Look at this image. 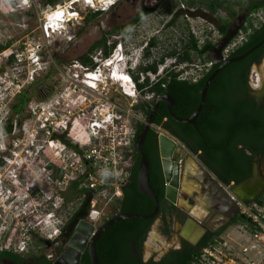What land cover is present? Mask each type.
Segmentation results:
<instances>
[{
	"label": "flooded vegetation",
	"instance_id": "obj_1",
	"mask_svg": "<svg viewBox=\"0 0 264 264\" xmlns=\"http://www.w3.org/2000/svg\"><path fill=\"white\" fill-rule=\"evenodd\" d=\"M43 5H47L46 0H30V3L29 5L27 4V9L25 11L26 17H29L31 12H35L36 14L40 13L42 11ZM5 14L12 15L9 11L5 12ZM94 14L96 15L92 19H95L97 18V16L103 14L105 15L106 21L102 23L100 29L99 27L97 28L100 38L94 44L89 45L88 50H86L84 53H80V56H82V54L84 56L81 63V70L77 69L78 67L76 68V65H70L69 68V71H71L72 73H81V76H79L78 74L75 77L77 78V80L81 81V83L83 81L82 79L85 72L84 66H88L90 69H95L96 67L94 66L99 65L93 63L92 61L93 55L95 53L99 55V59L102 60L103 63L105 62L104 60L106 58H109L111 56V61H118V59L120 58L118 57L120 54V50L115 51L117 45L114 47L113 52L109 55H106V49L104 46H99L103 47V50L101 49L100 52L97 51L94 54H91L94 52V50L99 48L95 46L106 39L107 42H110V45H107L108 47H112L113 45H115L116 40H118L119 43L122 44L121 54L126 57L127 60V62L123 65L124 72L129 75V77L132 78L131 80L137 85L135 77H138V75L132 76L133 71L131 70L138 66H135V62L131 61L133 59V55L130 45L131 41L138 39L139 37H147L146 35V37L144 36V34H146L144 32L147 31L145 30L144 25L149 21L151 17L154 21H157V23L160 24V27L150 38V41L147 43V46L145 47L146 50L142 54V57H144V59L155 57L151 50L158 46L159 38H161L159 37L160 35H165L169 41H181V48L176 49L171 46V48L167 50L166 53H164L161 57L152 59L153 61H151L152 63L150 64L154 65L157 63L159 65V63L164 62L165 58H173L174 65L170 66V68L165 71L164 75L178 73L179 79H185L193 82L202 78V76L209 72L215 64H221L220 62L213 61L211 59L212 56L216 59H219L220 57H224L225 59L231 58L232 54L235 53L239 48L244 46L246 42L258 40V42L260 43L264 39V0H117L116 3L112 7L107 8L105 12L92 13L91 15ZM0 16L2 15L0 14ZM84 21L85 23H89L91 20ZM9 25H11L9 21H5L0 18L1 67L4 65L3 59L1 58L4 51H9L14 46L13 36L11 37V35H9ZM25 26L27 27L28 25L24 23L23 27ZM237 40L239 42L234 43L233 47L231 49H228V52L225 54L226 49L224 48V46L227 47L232 42H235ZM88 43L89 41L87 42V44ZM193 44H195V48H189ZM256 50L257 52L247 60V63L249 65L247 70V78L243 83V94L247 99V107H249L251 111L253 110L254 112L258 113L257 116L259 119H257V121H260L259 126L261 130L256 134L249 133L248 136L243 134L242 139L245 142H249L253 146L251 174L253 170H255L256 173L252 178L251 175L246 178L251 180L247 185L249 187V184L253 180H259L261 182V188L258 192L255 193L264 195V42ZM187 52L191 54V57L192 54H196L198 57L203 59V61L209 59L208 61L210 62L209 67H207L205 72H203L202 75L198 76L196 80H190L185 77H180L179 71L174 70L175 68L180 67L183 64H194L193 61L179 62L180 58L187 55ZM87 59L88 62L86 63L85 60ZM111 61L108 62V64H112ZM9 63H11V61H9ZM150 64L146 65L149 66ZM115 65L116 64H113L109 67H104L102 69L103 74L105 76H107L106 74L109 73L112 74V71H115L116 69ZM141 67L142 66H140V69ZM56 70L50 73H55ZM61 70L62 69H60V72ZM57 71H59V69ZM140 71L141 73L145 74L142 69ZM48 74V72L45 73L42 81L39 84V88L44 93L43 97L41 98L42 102H44L42 107V114H47L44 117L46 122H43V129L41 130L42 132H40V136L37 139V142H39L38 152H40V155L34 159L31 153H33V151L35 152V148L28 146V148H26V155L23 161V166L21 168L18 167V169L17 167L13 168L15 169V171L18 170L17 174H13L12 171L9 170L10 175H7L8 172L6 173V175L9 177L3 179L5 180L4 182L1 181L0 178V186L3 188L7 184L9 185L6 186L4 190L14 193L12 194V196L14 197L12 201L23 200L22 203H28L31 207L32 201H35L33 208L29 209V214H31L30 216L34 217V219H38V221L37 223H35L36 225H33V230H28L30 231L31 237L37 238V235H35V226H38V229L44 228L41 225L46 220L45 217H43V215H45L44 213L46 212V205H53V209L50 210H60L59 208L62 207L63 200L67 201L68 199L77 198L80 199V203L77 206V209L71 214V216L65 221V223L60 220L59 214L55 212L54 222L56 225L54 226V228H52L53 232L50 233L46 238L38 237L43 247H45V249H48L49 251L45 252L44 250L39 253H34L30 251L29 243L27 242V249L22 252L16 251L14 248L0 250V264H42V260H40V258L42 257H46L53 264H56L57 261L63 256V254L71 248L69 243L73 241V239L78 237L81 238V241L84 240L86 236L84 235L85 232L83 231H89V226H92L94 227V230L86 238L87 243L86 248L82 253V259L84 254L86 253L90 257L88 247L92 241L93 236L97 234V232L110 219L120 214H126L125 212H123L120 203L122 201H125L127 195L132 191L133 188V181L130 179V177L131 170L135 165L134 161L130 165L125 180L119 185H116L117 189L114 192V194L117 196L114 206L116 211L115 214L108 217L103 222H101L100 220L96 221L97 213L94 209V199L97 188L91 180L94 173L93 141L98 140L99 138H93L89 136L90 134L87 131V128L84 127V124L80 123V126H76V124L79 123V120L85 121V119H89V117L92 115L91 106H93V101L87 97L91 94L87 89H85L84 86L82 87L81 84H78L75 81L68 87L76 97V100L72 101V107L69 106L68 102H65L66 99H64V97H62V100H59L57 103H55L56 105H53L52 102H49L51 100L48 99V97L51 95L53 88H57V86L53 84L51 86V76ZM147 77L149 76L146 75L141 82H145ZM158 78L155 79V81H158ZM164 94L167 93H163L158 96L152 94L154 98L151 101V103H153V107L158 97ZM28 99V94H26L24 97V106L20 110V112L17 113L16 117L14 107L13 105H11L9 109V117L7 118V123L5 126L6 129H4L5 131L3 137H1L0 140L3 141L5 137L7 139L15 137L17 135V129L19 130L22 128L21 124L23 123V121L20 120V118L21 116L24 117V114L22 115L23 111H28ZM103 101H106V104L109 103L108 100L103 99ZM78 103L81 104V107H77ZM161 104L166 107L171 118L176 120L170 114L167 104L163 101L159 103V106ZM103 105L105 106L104 102ZM174 105L175 104L172 105V108ZM68 107L70 109H68ZM102 110L108 111L109 109L102 108ZM85 111L87 114H85ZM161 112H163V109L161 110ZM78 113L81 114L79 118L75 115ZM158 113L159 112L157 109L154 119L158 116ZM220 118L223 119L222 116H220ZM163 121L169 122V119L164 116ZM54 126H61V129L54 128ZM75 127H77L78 129H75ZM152 127L157 128L155 125H153ZM74 129L76 130V132L74 131ZM73 131L76 133L74 137L72 135ZM77 132L87 135L89 141H82L80 138H78L79 135L77 134L79 133ZM55 141L64 143V149L61 146L56 145ZM98 143H101L100 139L98 140ZM11 145H13L12 142ZM11 145L9 144L7 146L6 144V146H4L3 148H1L0 146V164L3 165L6 171L10 168L8 166H5L8 164L5 159L9 158L8 156H12ZM243 146V142L237 145L239 149ZM47 151H49L51 155L55 154V156L58 157H54V155L52 158L49 157L46 154ZM72 153L79 157L78 162H81V165L79 167H83V169L81 170L77 166L72 167V165H70L71 168L79 172H77L76 176H72L74 174L73 171L71 172V175H68V171H71V169H68L67 171L68 165L64 164L66 157H68L70 161L73 160L74 156ZM199 153L202 152L199 151ZM246 153L248 155H251V152L249 150H246ZM196 156L198 155L196 154ZM36 159H39V164H37L38 162L35 161ZM14 162L19 163L16 160ZM72 163L75 164L74 161ZM207 169L214 176H216V178H218L217 175L214 174L209 168ZM199 175L200 176L198 177L199 179L197 181L200 182L201 192L207 193L208 195L213 194L216 197H220L221 192L219 191V189H217V187H215L212 180L207 176H201L200 172ZM16 177H18V180L16 179ZM19 177L22 181L25 180L24 184L27 188V192H25L24 195H20L18 191L19 186L17 185V183L19 181ZM159 181L160 180L157 178L154 181V185L158 187L159 192H162L164 197L162 205L159 203V212L156 216L150 218L153 220L143 238L141 236L139 238H132L130 240V250L134 254L135 259L134 264H189V262L192 260L195 254L200 251L204 244L208 243V245H210L217 241L221 242L223 240V232L235 222V220L239 216V213L230 197V200L227 203L225 202L226 210L224 216L213 217L212 220L205 218V222L210 221L211 223L208 222L209 225L206 226V232L204 233V235L198 238L200 227H202L200 225L202 223L199 224L197 222V224L194 225V223L190 222V218L191 209H193L192 206H194V204L196 203L195 196L200 192L198 190H194L191 194L189 192H191L192 190L187 192V190L185 191V189L183 190L181 188L180 197L184 196L185 200L180 202L179 197L177 199V204L174 205L165 197L166 182L164 179V174L162 188L163 190L160 187ZM28 182L30 183V185ZM3 184H5V186ZM231 184L236 183L230 182L228 185ZM63 185L65 186V188L63 187ZM225 189L227 190L228 194L229 192H231L228 188ZM38 200L39 202H37ZM185 201L187 202V204L185 203ZM39 211L42 214L38 215L35 213ZM51 215H53V213ZM157 219H159L158 233L152 235L151 229ZM6 222V220H0V227H2ZM26 222H32L31 224H34V220L29 221L27 217ZM187 226L191 228L189 234H187L186 232V230L188 229L186 228ZM78 228H82L83 231L80 232ZM107 229H109V227ZM107 229L103 231L96 239L95 250L96 244L101 240L103 236H106L105 233ZM7 233L8 232L4 229L2 235ZM0 241L4 242V240H1V237ZM15 243H19V241L16 240ZM82 259L80 264H82ZM90 261L92 264L91 257ZM63 264H68V261L64 260Z\"/></svg>",
	"mask_w": 264,
	"mask_h": 264
},
{
	"label": "rangeland",
	"instance_id": "obj_2",
	"mask_svg": "<svg viewBox=\"0 0 264 264\" xmlns=\"http://www.w3.org/2000/svg\"><path fill=\"white\" fill-rule=\"evenodd\" d=\"M95 2V8H91L88 4L85 3V1L81 0L73 5V9L79 12V18L77 21L73 20V24L70 23L66 27V31L63 34H54L52 35L51 38H47L43 36L42 28L41 27L44 23V13L48 12L50 10V4H47L46 6H42V11L40 13H35L31 12L29 17H26L25 11L27 9V4L29 5L30 0H28L26 3L24 0H0V16L1 19L5 21H9L11 25H9V35L11 37L13 36L14 39V46L13 48L10 49V51H13L14 53H18V51H21L24 47H28L29 45H40L42 50V57L41 61L43 62L42 69L37 70L36 72L31 71L32 74H29V70L33 68V66H27V62L23 61L22 63H19L17 60L10 63L9 66L7 64H4L2 67L0 65V94H2V98H5L4 103L6 107L3 104V109L0 107V117L3 118V121L0 122V128L1 130L6 129V123H7V118L9 117V109L11 105H13L15 102L18 101L19 96L23 91H25L26 94H28V111H23L22 115L24 114V117L21 116L20 120L23 121L22 128L17 129V135L15 137H11L10 139H7L6 137L4 140H0V144H3L4 146H7L11 142L13 145L11 154L12 156H8L9 158H6L5 161L8 163L5 166L10 167L7 171L3 167V165L0 164V178L1 181H5L6 177L8 178L10 175L9 170L12 171L13 174H17L18 170L15 171L13 169L14 167L21 168L23 166V161L26 155V148L28 146L34 147L35 152L31 153V155L34 157H38L40 155L39 151V142H37L38 137L40 136V132L43 129L42 124L43 122L45 123L46 120L44 117L47 115L43 113V104L42 102V97H43V92L39 88V84L43 79V76L45 73H49L48 75L51 76L50 79V84L52 86L56 85L57 88H53V91L51 95L48 97L54 105L57 103L59 100H62V97L66 99V103L68 102L69 106L72 107L73 103L72 101L76 100L75 95L72 93V91L68 88L71 83L77 82L78 84H81L82 87L84 86L85 89L89 91L91 94L90 96H87L89 99L93 101L91 106V112L93 113L98 109L101 112L102 108L109 109L110 113H113L114 110H119L121 111L123 118L121 122H118V126H126V131L131 134L136 130L137 124L140 122H145V114L136 109V105L146 101L151 103V101L154 99L152 94H144L136 91L135 94L133 92H129L131 95H125L122 91V86L119 83H116L112 81L111 79H106L105 82H99L98 84V89L92 90L85 86V84L79 80H77L76 75L79 74L81 76L80 72H74L72 73L69 71L70 65H76L77 69L82 68L81 63L83 61V54L80 56V53H84L86 50H88L89 45L94 44L99 38V31L98 27L102 26V23L105 22V15H100L97 16L95 19H91L89 23H85L84 20H86L92 13H97V12H105L101 10V6H103L102 3H99V0H94ZM99 1V2H98ZM117 1V0H116ZM69 0H62L60 3L62 5L69 4ZM111 3V2H110ZM109 4V2H107ZM53 6V5H51ZM70 5H67L66 8H68ZM9 11L12 15L5 14V12ZM28 25L27 27H23V24ZM63 23V22H62ZM61 23V24H62ZM8 26V25H7ZM160 24L157 23V21H154L153 18L151 17L149 21L144 25L145 31L144 37H139L138 39H135L131 41L130 47L132 48V55L133 59L131 60L132 62H137L139 63L141 59V55L144 53L146 50L145 47L147 46V43L150 41V38L153 36L155 31L159 29ZM6 33V32H4ZM1 34V33H0ZM77 34V35H76ZM75 35L72 41H69L67 39V36ZM159 37V44L156 48H153L151 51L155 57L150 58V59H142L144 61L142 63V66H145L146 64L152 63V59H156L161 57L164 53H166L167 50H169L172 47L174 48H181L182 47V42L174 40V41H169L168 38L165 35H160ZM112 39V38H110ZM89 43L87 44V42ZM78 42V43H77ZM239 41L232 42L229 46H224L226 49L225 54L228 52V49H231L234 45V43H238ZM119 43L118 40H116L115 46ZM107 45H110V42H107ZM103 50V47H99L96 50H94L93 53L95 52H100V50ZM114 48L112 49L111 53L113 52ZM9 51V52H10ZM20 53V52H19ZM12 54V57L14 55ZM80 56V57H79ZM119 57V56H118ZM3 60L5 59L4 56L1 57ZM192 61L194 62L193 65H182L180 67L175 68L174 70L179 71L180 77H185L187 79H194L198 78V76L202 75L203 72H205L206 68L209 67L210 62L208 60L203 61L200 57H198L196 54H192ZM1 59V61H2ZM118 59V58H117ZM107 58L104 60L106 61ZM93 63L94 59H92ZM112 65L117 63V60L111 61ZM174 59L173 58H165L164 62L159 63L158 65V70L156 73H148V74H143L141 73L140 65L138 67H135L133 70V75L132 76H137L139 77V81L141 82L142 79L147 75L149 76V79L151 81H155L159 76H163L165 74V71L170 68V66L174 65ZM141 64V61H140ZM120 66L119 68L122 70L121 72H124L123 66L120 64H116V66ZM95 65L94 67H96ZM137 66V64H136ZM59 69V71L57 70ZM60 69L61 72H60ZM115 69V70H116ZM55 73H50L55 71ZM79 70V71H80ZM19 71H21L19 73ZM108 72V71H106ZM139 72V73H138ZM20 75V77H19ZM29 75V81H26L28 79ZM108 76V74H106ZM19 77L20 83H21V89L20 92L17 93L18 88H14L12 85V82L15 78ZM33 79H32V78ZM105 80V79H103ZM16 83V81H15ZM9 86H11L9 88ZM17 93L14 97L10 95V93ZM87 98V99H88ZM47 99V100H48ZM83 99V98H82ZM103 99L108 100L109 103L106 104V101H103ZM89 102V101H87ZM103 102L105 103V106L103 105ZM56 105V104H55ZM104 106V107H103ZM26 107V105H25ZM77 107H81V104L78 103ZM99 107V108H98ZM68 109H70L68 107ZM54 110V109H53ZM2 111V112H1ZM55 111V110H54ZM18 112H15V117L17 116ZM81 113V112H79ZM75 114L78 118L81 116V114ZM85 114L86 111H85ZM52 116V115H51ZM6 118V119H5ZM5 119V121H4ZM74 120V118H73ZM65 122V121H63ZM80 123L84 124V127L86 128V122L79 120ZM79 124H76V126H80ZM61 126H54V128L61 129ZM63 128V127H62ZM75 129H78L75 127ZM74 131L76 132V130ZM161 127H157L156 130L159 133L161 131ZM5 131V130H4ZM72 132L73 137L75 136V132ZM119 131H122L121 128L114 130V133L111 137H120L123 136L122 134H119ZM90 132V131H88ZM102 132V131H101ZM79 134V137L82 141H89L88 136L77 132ZM7 134V133H6ZM106 138L102 139L101 143H98V140L93 141V146H94V173H93V178H92V183L95 184V187L97 188L96 190V195L94 199V204H95V211H96V221L100 220L103 222L106 220L108 217L112 216L115 214V201H116V195L114 194L116 188V183L117 180H122L125 178L127 175L130 164L134 161L135 159V153L136 150L134 149V143L132 140V144L129 147H121L116 148L117 153L123 157V159H120L121 161L119 163L120 168L119 169H114L113 164H111V157H114V154L116 151L112 149L107 148V144L111 142V139L113 138ZM1 139V138H0ZM178 146L176 150V156L175 160H182V162H185V171H184V182H186L187 179V172H186V167H187V162L190 161V155L192 156V152L182 143ZM55 144L58 146H61L64 149V143H59L55 141ZM98 144V145H97ZM54 146V145H53ZM52 146V148H53ZM108 149V150H107ZM46 154L49 157H58L55 156V154L51 155L49 151L46 152ZM73 154V160H69L68 157L65 158L64 164H67V171L68 169H71V171H68V175H71V172L73 171L72 176H76L77 172L72 167H78L79 169H83V167H79L81 162L79 161V157L76 156L74 153ZM29 155V154H28ZM30 155V156H31ZM196 158L198 156L194 155ZM70 157V156H69ZM18 161L19 163H16L14 161ZM39 164V159H36ZM75 162L73 164L72 162ZM14 162V163H13ZM124 168L125 171L121 173L120 169ZM80 170V171H81ZM4 172V173H3ZM8 172V173H7ZM7 173V175H6ZM20 173V172H19ZM79 173V172H78ZM21 174V173H20ZM23 176V175H22ZM18 180V177H16ZM68 179V178H67ZM25 180L22 181L21 178L19 177V181L17 183L18 191L21 194H25L27 192V188L25 186ZM29 183V182H28ZM191 183V182H190ZM189 183V185H190ZM5 186V184H3ZM30 185V183H29ZM6 186H9L8 184ZM5 186V187H6ZM15 186V185H14ZM5 187H0V220L4 221L6 220L7 222L0 227V237L1 240L6 241L9 240L12 243H15V241H23L27 240L29 243L30 251L34 253H39L41 251L47 252L49 251L48 249H45L43 247L42 243L40 242L39 238H46L50 233H52V228L56 225L54 222V213L57 212L60 216V220L65 223V221L71 216V214L77 209V206L80 203V199L77 198H72L68 199L67 201L63 200L62 202V207L59 208L60 210H50L53 209V205H46V212L44 213L43 217H45V221L42 223L41 226H43V229H38V226H35V235L36 237H31L30 231L33 230V225H36L38 219H34V217H31L29 214V209L33 208V205L35 204V201H32V207L30 204H25L22 203L23 200L21 201H12V194L13 192H8L5 191ZM65 188V186L63 185ZM261 188V182L258 180H253L249 184V189L254 192V198L262 197L263 194L260 193H255L258 192ZM16 189V188H13ZM32 189V188H30ZM199 194L195 196V201L196 202H201L205 203L204 199L206 198L205 196L208 195L207 193H202L201 192V186H199ZM65 194V192H64ZM203 197V198H202ZM185 197L182 196L180 197V202L184 201ZM61 201V200H60ZM203 201V202H202ZM39 202V200L37 201ZM36 214H42L39 212H35ZM50 213V214H49ZM53 213V215H51ZM51 215V216H50ZM26 217L29 221L34 220V224H31L32 222H26ZM31 218V219H30ZM158 224H159V219L156 220L154 223L152 229H151V234L155 235L158 233ZM244 224V223H242ZM246 226H248L246 224ZM249 227V226H248ZM5 229L7 231V234H3L2 232ZM30 229V231H28ZM28 231V233H27ZM5 235V236H4ZM248 237V236H247ZM242 240V238H240ZM240 240H238L240 242ZM224 241L222 240V243ZM247 242H245L246 244ZM251 243V240H250ZM228 244V243H227ZM235 246H238L235 245ZM251 246V245H250ZM239 247V246H238ZM246 247L249 249L247 254H255L256 250H252L249 247V241L246 244ZM225 249V248H224ZM227 249L232 251L228 246ZM243 250V248H242ZM239 258L242 260H246L247 258L244 256V254L241 252L238 253Z\"/></svg>",
	"mask_w": 264,
	"mask_h": 264
},
{
	"label": "trees",
	"instance_id": "obj_3",
	"mask_svg": "<svg viewBox=\"0 0 264 264\" xmlns=\"http://www.w3.org/2000/svg\"><path fill=\"white\" fill-rule=\"evenodd\" d=\"M61 1L46 0V3L55 5ZM95 15H90L86 20H91ZM257 43H259L258 40L246 42L244 46L232 54V57L245 53ZM99 46L105 47L106 55H109L115 47V45L108 47L106 39L95 47ZM191 47L195 48V44L189 48ZM256 52L257 50L251 52L242 60L230 63L218 73L208 88L204 106L195 124L182 123L172 119L166 107L162 104L158 108V116L154 119L156 127H162L178 138L194 155H198L204 166L209 168L221 182L226 184L230 182L241 183L251 175L253 146L249 142H245L242 139V135L256 134L261 128L259 126L260 121H257L259 119L258 113L251 111L247 107V99L243 94V83L247 78L249 65L247 60ZM190 55L187 52V55L180 58L179 62L192 61L193 58ZM88 59L85 60L86 63ZM219 65L215 64L209 72L195 82L179 79L178 73L160 76L158 81L154 82H151L149 77L146 78L145 82H139V77H135V80L140 93L154 94L156 96L163 93L170 94L176 102L172 108L173 113L177 117L185 119L189 118L198 108L203 86ZM141 69L144 73H156L158 64L145 65ZM25 95L26 93L23 91L18 101L13 104L15 112H20L23 108ZM135 107L142 111L147 119L152 111L153 103L143 101ZM162 109L163 112H161ZM164 116L169 119V122L163 121ZM143 126L144 122L137 124L134 142ZM242 142L244 146L239 149L237 145ZM134 149L136 150L135 143ZM246 150H249L251 155H248ZM143 151L149 161L150 185L162 205L163 193L159 192L158 187L154 185V181L157 178L160 180L161 189L163 188V173L158 152V133L155 127L149 129L143 144ZM199 151L202 153H199ZM134 162L135 165L131 170L130 177L133 181V188L125 201L120 203V206L125 213L147 215L153 211L154 204L149 196L140 192L136 183L140 162L137 151ZM254 200L264 203V195ZM152 220L140 218L124 219L109 227L105 233L106 236H103L96 244L99 264H134L135 259L134 254L130 250V240L141 236L143 238ZM235 222H241L252 227L247 219H242L240 216L237 217ZM206 246H208V243L204 244L189 264H199L202 250ZM40 260H42V264H53L46 257H42ZM82 264H91L87 253L83 256Z\"/></svg>",
	"mask_w": 264,
	"mask_h": 264
},
{
	"label": "water",
	"instance_id": "obj_4",
	"mask_svg": "<svg viewBox=\"0 0 264 264\" xmlns=\"http://www.w3.org/2000/svg\"><path fill=\"white\" fill-rule=\"evenodd\" d=\"M263 42H264V39L260 43L256 44L252 48H250L245 53H243L239 56H236V57H231V58H227V59H225L224 57H220L219 59H216L212 56L211 59L213 61L220 62L221 64L206 80V82L203 86V89L201 91L200 104H199L198 108L195 110V112L189 118L183 119V118H179V117L174 115V113L172 112V105L175 104L176 102H175V99L170 94L167 93V94H164V95L158 97L154 107L152 108L150 115L148 116V118L144 122L143 128L141 129L139 135L135 139L136 151L138 152L139 157H140L138 177H137L138 188H139L141 193L149 196L152 199L153 204H154V210L152 213L147 214V215L126 213V214H120V215L110 219L97 232V234H95L93 236L92 241L88 247V251H89V254H90V257L92 260V264H99L97 253L95 250V242H96V239L98 238V236L103 231H105L108 227H110L111 225L115 224L116 222L124 220V219H131V218L150 219V218L156 216L157 213L159 212V209H160L159 200H158V197H157L156 193L154 192V190L152 189L150 182H149V161L146 157V154L143 151V144H144V141L146 139L147 133H148L149 129L154 125V116L157 112L159 103L161 101L165 102L169 108L170 114L177 121L182 122V123L195 124L196 119L198 118V115L204 106L208 88H209L211 82L218 75V73L224 67L229 65L230 63L244 59L251 52L256 50ZM180 142L181 141L178 138H176L175 136H173L172 134H170L168 131H166L164 129H161V131L158 133V152H159L160 161H161V165H162V169H163L164 179L166 182L165 197L168 201H170L174 205L177 204V199L180 197L182 181L184 183V171H185V165H186L185 162L183 163L182 160H180V159L175 160V157H174V156H176V150H177L178 146L181 144ZM190 160L195 162V164L199 167V172L204 177L207 176L208 178H210L212 180V182L214 183L215 187H217V189H219V191L221 192L220 197H216L213 194L205 196L206 198L204 200L206 202V206L204 207L203 211L201 209H199V207L196 205V203L194 204L193 209H191L190 222L194 223V225H196L197 222L199 224L202 223L200 226H202L203 228L200 227V232L198 233V238H199L202 235H204V233L206 232V226L209 225L208 222L211 223L210 221L205 222L206 219L209 218L212 220L213 217L224 216V213L226 210L225 202L227 203L230 200V196H229V194L225 188H228L232 193H234L235 195H237L240 199H242L244 201L254 200L255 198H246V197L242 196L240 191H239L244 185L248 184L249 181H251L250 179H246V180H244L238 184H231V185L224 184L220 180H218V178H216V176H214L200 162V160L194 156L193 153H192V156L190 155ZM255 174H256L255 170H253L252 174H251V178ZM206 217H208V218H206ZM240 217L242 219L245 218L244 215H240ZM203 222H205V223H203ZM89 227H90V229L87 232L83 231L82 228H78V230L80 232L81 231L85 232L84 235L87 238V236H89L92 233V231L94 230V227H92V226H89ZM186 228H188L186 230V232H187V234H189V232L191 231V228L188 226ZM79 238L80 237L75 238V239H73V241H71L69 243L71 248L68 249V251H66V253L63 254V256L57 261L56 264H63L64 260H67L68 264H80L81 263L82 253L84 252V250L86 248L87 240L85 238L84 240L81 241V238L80 239ZM74 247L76 250L74 249Z\"/></svg>",
	"mask_w": 264,
	"mask_h": 264
},
{
	"label": "built area",
	"instance_id": "obj_5",
	"mask_svg": "<svg viewBox=\"0 0 264 264\" xmlns=\"http://www.w3.org/2000/svg\"><path fill=\"white\" fill-rule=\"evenodd\" d=\"M24 1L26 3L28 0H24ZM69 1H70L69 4H65V5H62V3L60 2L53 6L50 5V10L44 13L43 17L45 21L43 25L41 26L43 27L42 32H43L44 37L51 38L52 35L54 34H58V33L63 34L66 31V27L70 25V23H72L73 20L75 21L78 20L80 15L78 11L73 9V5H74L73 3L75 1H81V0H69ZM83 1H85V3L88 4L91 8H95L94 0H83ZM108 2L110 3V1ZM67 5H70V6L66 8ZM106 9H107V1L103 3V6H101V10H106ZM59 19L65 20V21L62 24H59L58 23ZM74 37L75 35L67 36V39L69 41H72ZM117 46L118 48H121L122 44L119 43ZM42 50L43 49L41 48L40 45L31 44L28 47H24L23 49H21V51H18L17 54L16 53L13 54V51H10V50H9L10 52L4 51L2 56H4L5 59L3 60V62L4 64L9 65L10 64L9 61L13 62L14 58H15V61L17 60L19 63L26 61L27 66L29 67L33 66V68L29 70V74H32L31 73L32 70L33 72H36L37 70L42 69V66H43V62L41 61V57L43 54ZM12 54L14 55L13 58H11ZM93 59H94V62L96 63V61L99 59V55L97 54L93 55ZM84 68H85V72H84V77L82 79L83 80L82 82L88 88L93 89L89 85L90 80H92L91 77L93 75H97V73L101 74L100 72L102 71V68L99 65L96 66L95 69H90L88 66H84ZM20 72L21 71H19V73ZM113 74H114V70L112 71V75ZM19 77L15 78L12 82V85L14 86V88L15 87L18 88L17 93H19L21 89V83H20L21 79H19ZM127 77L130 79V81H128L129 90H127L125 86H122V91L125 95H129L130 90H132L130 92H133V94H135L136 91L138 90L137 85L131 80L132 78H130L129 75H127ZM193 80H196V78H194ZM26 81H29V75ZM10 87L11 86H9V88ZM17 93L11 92L10 95L14 97ZM4 100L5 98H2V94H0L1 109H3L4 106L6 107ZM96 112L98 113V109ZM101 112L99 111V113ZM106 112L107 114L103 118L104 123L98 122L100 126H98L97 128L93 127V129L90 131V134H92L93 136H96L102 141V139L110 138L113 135L116 127H118V129L121 128L122 130V131H119V134H122L123 136L111 137L113 139H111V142L107 144V148L116 151V148L117 147L119 148V146L129 147L132 144V140L134 142L136 130L133 133L129 134L125 129L126 128L125 125L118 126V122H121L123 118L121 111L114 110L113 113H110L108 110ZM2 121H3V118L0 117V122ZM3 134H4V130H1L0 128V138L3 137ZM0 146L1 148L4 147L3 144H0ZM119 157L120 159H123V157L119 155V153H117L116 151L114 154V157L113 158L111 157L110 159L111 164H113V167L115 170L120 168L119 163L121 161H119ZM120 171L121 173H123L125 169L121 168ZM126 177L127 175L125 176V178ZM125 178L122 180H117L116 184L119 185L121 182L125 180ZM229 195L239 215H244V217H246L248 221L252 224L253 226V231L251 234L252 245L250 246V249L257 250V251L259 250L258 251L259 254L255 260L254 259L242 260L239 257H237V255H235L232 251L227 249L226 242L222 243V241L221 242L217 241L203 248L201 258L199 260V264H263L264 263V203H260L255 200L244 201L240 199L237 195L231 192H229ZM12 198L14 197L12 196ZM12 248L20 252L25 251L27 249V240H23L19 243H12L9 240H6L4 242L0 241V250L12 249ZM248 251H249L248 248H244L243 250L244 253H247Z\"/></svg>",
	"mask_w": 264,
	"mask_h": 264
},
{
	"label": "crops",
	"instance_id": "obj_6",
	"mask_svg": "<svg viewBox=\"0 0 264 264\" xmlns=\"http://www.w3.org/2000/svg\"><path fill=\"white\" fill-rule=\"evenodd\" d=\"M191 161V160H190ZM188 166V165H187ZM197 166V165H196ZM187 168V167H186ZM189 168V167H188ZM200 176L199 175V167L197 166L196 167V172L194 173H189V171L187 172V177H188V180L186 179V181L192 185H195L198 187V189H193L191 192L194 191V190H200L199 189V186L200 185V182L197 181L198 180V177ZM201 176H203L201 174ZM194 178V179H193ZM186 191V190H185ZM240 193L242 196L246 197V198H254V192L251 191L248 187V185H244L240 190ZM188 192V191H187ZM203 198V197H202ZM251 201V200H250ZM203 202V201H202ZM205 202V200H204ZM185 203L187 204V202L185 201ZM196 205L199 207V209H201L203 211L204 207L206 206V202L205 203H201V202H196ZM193 207V206H192ZM191 209V208H190ZM240 216V215H239ZM208 218V217H206ZM209 219V218H208ZM252 231H253V227L251 226H246L245 224H242L241 222H234L232 225H230L222 234V237H223V241L224 242H227V246L232 250V252L237 255V257H239L238 253L242 251V253L244 254V256L247 258V259H256L258 254H259V250L257 251L256 250V253L255 254H247V253H244L243 250L244 248H247L246 247V244L248 243L249 241V247L250 245H252ZM248 236V237H247ZM240 238H242V240H240ZM240 240V242L238 241ZM250 240H251V243H250ZM245 242H247L245 244ZM238 246H235L237 245ZM243 248V250H242ZM264 264V263H263Z\"/></svg>",
	"mask_w": 264,
	"mask_h": 264
},
{
	"label": "bare ground",
	"instance_id": "obj_7",
	"mask_svg": "<svg viewBox=\"0 0 264 264\" xmlns=\"http://www.w3.org/2000/svg\"><path fill=\"white\" fill-rule=\"evenodd\" d=\"M100 2L99 3H104L105 1H110L111 3L114 1V0H99ZM95 2V1H94ZM118 58V57H117ZM108 60V59H107ZM107 60H106V62H107ZM105 65V67H109V66H112V64H108V65H106V64H104ZM120 66L118 65V66H116V68H119ZM101 74H98L97 73V75H93L91 78H92V80H90V82H89V85H90V87L91 88H93V89H98V84H99V82H105L106 81V79H111L112 81H114V82H116V83H119V84H121V86H122V84L124 85V86H126V87H128L129 85H128V81H130V79L127 77V74L126 73H123V72H121V70L119 69H116L115 71H114V74L112 75V74H108V76H105L104 74H103V70L100 72ZM103 79H105V80H103ZM92 89V90H93ZM95 89V90H96ZM129 90V89H128ZM130 91H132V90H130ZM129 91V92H130ZM130 96H133V95H131L130 94ZM96 111H97V109H96ZM93 112L92 113V115L89 117V119H87V122H86V128H87V131H91L92 129H93V127H98V126H100V124L99 123H104V121H103V118L106 116V114H107V112L106 111H103V110H101L102 111V113H97V112ZM100 118H102V119H100ZM99 122V123H98ZM80 123V122H79ZM79 123H77V124H79ZM97 123V124H96ZM101 128V127H100ZM187 169H186V172H188L189 171V173L191 172V173H194V172H196V164H195V162L194 161H188L187 162ZM189 167V168H188ZM194 179V178H193ZM187 180H188V177H187ZM198 186V185H197ZM197 186H195V185H192V184H190L189 185V183L186 181V182H184L183 183V181H182V185H181V188L184 190H187L188 192L189 191H191V190H193L194 188L195 189H198V187ZM244 219H247L246 217L244 218ZM248 220V219H247ZM252 225V224H251ZM253 227V226H252ZM227 243V242H226ZM75 248V247H74ZM73 251V250H72Z\"/></svg>",
	"mask_w": 264,
	"mask_h": 264
},
{
	"label": "clouds",
	"instance_id": "obj_8",
	"mask_svg": "<svg viewBox=\"0 0 264 264\" xmlns=\"http://www.w3.org/2000/svg\"><path fill=\"white\" fill-rule=\"evenodd\" d=\"M77 2H79V1H75L73 4H75V3H77ZM116 3V0H114L112 3H109V4H107V8H109V7H112L114 4ZM102 11H105V10H102ZM65 20H61V19H59V24H61L62 22H64ZM118 45V44H117ZM116 50H120V54H119V59H118V61H117V63L118 64H120L121 66H123L126 62H127V60H126V57H124L121 53H122V47L121 48H118V46H116V49H115V51ZM96 54V53H95ZM94 54V55H95ZM112 57V56H111ZM111 57H109V58H107L108 60H107V62L105 61L104 63H103V61L102 60H100V59H98L97 61H96V64H99V66H101V68L103 69L104 67H105V65L104 64H106V65H108L107 63L108 62H110L112 59H111ZM142 59H143V57H142V55H141V59H140V61H141V64H140V61H139V63H134V65L136 66V64H137V66H142V63L144 62V61H142ZM116 63V64H117ZM116 66V65H115ZM129 85V84H128ZM122 86H124L123 84H122ZM125 88L128 90L129 88L128 87H126L125 86ZM89 134H90V132H89ZM89 136H91V137H93V138H97L96 136H93L92 134H90ZM13 199V198H12Z\"/></svg>",
	"mask_w": 264,
	"mask_h": 264
}]
</instances>
